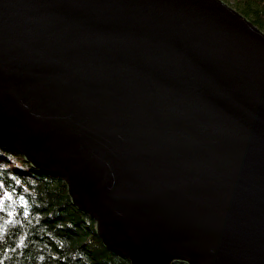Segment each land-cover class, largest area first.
Segmentation results:
<instances>
[{
  "label": "water",
  "instance_id": "95a60500",
  "mask_svg": "<svg viewBox=\"0 0 264 264\" xmlns=\"http://www.w3.org/2000/svg\"><path fill=\"white\" fill-rule=\"evenodd\" d=\"M0 145L131 264H264V30L225 0H0Z\"/></svg>",
  "mask_w": 264,
  "mask_h": 264
},
{
  "label": "trees",
  "instance_id": "16d2710c",
  "mask_svg": "<svg viewBox=\"0 0 264 264\" xmlns=\"http://www.w3.org/2000/svg\"><path fill=\"white\" fill-rule=\"evenodd\" d=\"M264 30V0H235ZM0 264H131L106 248L60 177L0 145ZM173 264H186L174 262Z\"/></svg>",
  "mask_w": 264,
  "mask_h": 264
},
{
  "label": "rangeland",
  "instance_id": "374dc122",
  "mask_svg": "<svg viewBox=\"0 0 264 264\" xmlns=\"http://www.w3.org/2000/svg\"><path fill=\"white\" fill-rule=\"evenodd\" d=\"M225 1L236 8L235 0H225Z\"/></svg>",
  "mask_w": 264,
  "mask_h": 264
},
{
  "label": "bare ground",
  "instance_id": "6f19581e",
  "mask_svg": "<svg viewBox=\"0 0 264 264\" xmlns=\"http://www.w3.org/2000/svg\"><path fill=\"white\" fill-rule=\"evenodd\" d=\"M203 18H204V17H203ZM203 18H202V19H199V20H200V21H199L200 24H203L204 21L206 20L205 18H204V19H203Z\"/></svg>",
  "mask_w": 264,
  "mask_h": 264
}]
</instances>
